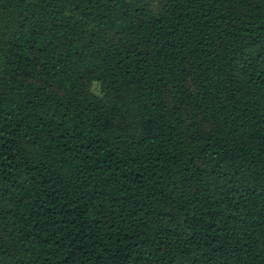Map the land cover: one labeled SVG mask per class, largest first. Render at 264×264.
I'll return each instance as SVG.
<instances>
[{
	"label": "trees",
	"instance_id": "16d2710c",
	"mask_svg": "<svg viewBox=\"0 0 264 264\" xmlns=\"http://www.w3.org/2000/svg\"><path fill=\"white\" fill-rule=\"evenodd\" d=\"M0 264H264V0H0Z\"/></svg>",
	"mask_w": 264,
	"mask_h": 264
},
{
	"label": "rangeland",
	"instance_id": "374dc122",
	"mask_svg": "<svg viewBox=\"0 0 264 264\" xmlns=\"http://www.w3.org/2000/svg\"><path fill=\"white\" fill-rule=\"evenodd\" d=\"M98 90H99L98 85H97V84L93 85V91H94L95 93H98Z\"/></svg>",
	"mask_w": 264,
	"mask_h": 264
}]
</instances>
